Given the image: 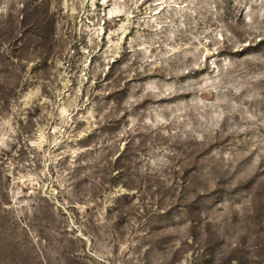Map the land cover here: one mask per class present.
I'll use <instances>...</instances> for the list:
<instances>
[{
    "label": "rangeland",
    "instance_id": "374dc122",
    "mask_svg": "<svg viewBox=\"0 0 264 264\" xmlns=\"http://www.w3.org/2000/svg\"><path fill=\"white\" fill-rule=\"evenodd\" d=\"M0 264H264V0H0Z\"/></svg>",
    "mask_w": 264,
    "mask_h": 264
}]
</instances>
